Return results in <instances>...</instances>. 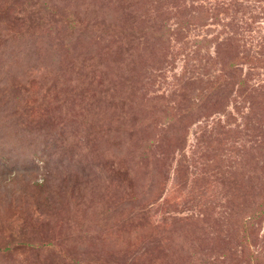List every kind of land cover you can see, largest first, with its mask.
Returning a JSON list of instances; mask_svg holds the SVG:
<instances>
[{
  "label": "rangeland",
  "instance_id": "1",
  "mask_svg": "<svg viewBox=\"0 0 264 264\" xmlns=\"http://www.w3.org/2000/svg\"><path fill=\"white\" fill-rule=\"evenodd\" d=\"M0 264H264V0H0Z\"/></svg>",
  "mask_w": 264,
  "mask_h": 264
}]
</instances>
